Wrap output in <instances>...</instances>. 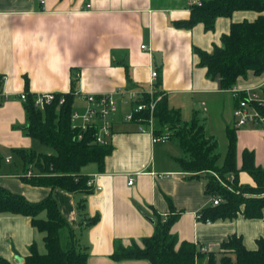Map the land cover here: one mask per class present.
<instances>
[{"label":"crops","instance_id":"0c3cea01","mask_svg":"<svg viewBox=\"0 0 264 264\" xmlns=\"http://www.w3.org/2000/svg\"><path fill=\"white\" fill-rule=\"evenodd\" d=\"M198 1L205 0H45L43 6L37 0H0V77H5L2 89L8 96L0 104V186L33 203L53 196L76 234L77 246L88 254L86 264H150L145 259L116 261L111 255L116 242L124 247L135 242L142 247V239L154 232L155 224L149 219L155 221L156 216L177 215L171 226V233L178 237L176 247L186 241L198 251L205 247L217 261L223 252L220 244L232 234L240 236L249 250H256V241L264 238V209L259 219L238 215L210 223L199 221L200 211L210 205L204 192L206 177L191 178L181 171L176 159L184 154L172 138L152 144L151 136L141 131L145 124L124 120L132 106L124 102L123 93L147 92L151 70H155L160 81L156 90L167 97L168 105L180 111L184 122L198 118L207 136L217 140L222 149L218 166L228 148L226 128L236 134L237 169L242 166L244 150L254 153L256 167L264 166V129L235 127L232 95V89L257 88L264 73L248 72L232 89L222 90L199 65L194 52L195 47L206 53L222 47L221 38L232 24L252 22L259 14L237 11L231 17L217 18L208 31L202 23L191 29L175 28V22L190 18ZM25 90L31 95L73 91L79 94L75 99L110 94L118 103V111L109 119L112 152L102 169L96 164L81 169L92 181L90 194L25 183L19 158L15 170L7 168L10 160H3V155L8 150L33 146V139L21 129L26 125V113L19 94ZM160 132L170 133L166 127ZM238 176L239 185L254 186L246 172ZM82 200L84 211L78 212ZM97 215L96 224L85 225L84 218ZM42 237L28 217L0 214V257L7 262L23 264L31 244L44 253ZM208 252L197 264L206 260Z\"/></svg>","mask_w":264,"mask_h":264},{"label":"trees","instance_id":"16d2710c","mask_svg":"<svg viewBox=\"0 0 264 264\" xmlns=\"http://www.w3.org/2000/svg\"><path fill=\"white\" fill-rule=\"evenodd\" d=\"M237 11H254L259 16L252 22H238L230 26V32L221 38L222 47H215L206 53L198 48L194 52L199 65L206 69V74L218 81L222 90L232 89L240 76L248 72L256 75L264 73V0H205L201 5H194L188 20L175 22L177 29H191L202 23L204 30H212L219 17H231ZM160 85L157 78L154 86ZM27 95L23 108L26 113V125L21 127L25 136L37 139L51 152L38 154L32 150L15 149L14 154L21 160L24 173L21 180L34 187L49 189L59 188L66 193L87 195L92 192L88 186L89 177L81 169L89 164L103 168L104 159L112 152L111 144L99 145L94 142L95 129L88 130L78 140V133L72 129L71 116L74 112L73 102L76 93H53L54 99L44 106V110L35 105L36 95ZM153 112L155 132L160 133L166 127L173 141L177 142L184 156L176 159L181 171L189 173L191 178L206 177L205 190L210 198L219 196L221 202L200 211L201 221L229 220L241 215L247 219H259L264 209V166H255L254 153L242 152V166L237 169L236 134L226 128L227 152L221 166L217 140L204 132L198 118L189 122L181 119L180 111L168 105L167 97L156 91L153 98H158ZM63 102L60 104V101ZM141 101L147 104L149 95ZM237 104V102H236ZM264 114V108L259 109ZM148 118V111L135 115ZM147 125V123H145ZM82 133V132H80ZM1 162V158H0ZM31 166V168H30ZM33 168V170H31ZM32 171L30 175L27 173ZM246 172L251 176L254 186L239 185L238 174ZM217 173L225 180L221 185L210 173ZM228 174L233 176L227 178ZM85 200L77 204V211H84ZM26 216L30 224L43 234L45 252L40 253L35 244L28 248V255L23 264H86L85 248L77 246L76 234L67 225L56 199L48 195L38 203H33L0 186V214ZM45 213V217L41 214ZM84 216V215H83ZM177 215L162 219L156 216L154 232L142 239V247L135 242L124 247L116 242L111 255L112 260H147L150 264H197L206 253L198 251L190 242H181L171 233V226ZM99 216L85 219L86 226L97 223ZM199 220V221H200ZM223 251L217 261L215 254L208 252L202 264H264V238L256 241V250L246 249L242 238L232 234L220 244ZM0 264H11L0 257Z\"/></svg>","mask_w":264,"mask_h":264},{"label":"built area","instance_id":"2783aa9c","mask_svg":"<svg viewBox=\"0 0 264 264\" xmlns=\"http://www.w3.org/2000/svg\"><path fill=\"white\" fill-rule=\"evenodd\" d=\"M39 5L43 6L45 0H37ZM196 5H201V2H196ZM142 49L146 50L147 47L142 45ZM151 82L150 88L147 92L142 91H126L123 93L125 97L124 102L132 106V110L124 116V120L127 122H134L145 124V127L141 128V131L145 130L151 136V142H168L171 139V134L160 132L157 134L155 132V120L153 112L155 109V104L159 100L158 98H153V94L157 91L154 84L158 78L157 72L151 70L150 73ZM5 77H0V104L8 98L7 94L3 91L2 86L4 84ZM120 92V90H117ZM149 95L150 101L145 104L141 101L144 95ZM79 94H76L77 96ZM232 95L234 101L237 102L236 107L233 112V117L235 118V127L241 128L248 125L251 126H261L264 129V114L260 112V108H264V81L254 89H232ZM81 100L85 103V112L83 114H78L73 112L71 116L72 129L78 133V140L82 139V134L88 130L95 129L94 142L99 145H109L110 135H111V122L107 120L108 116L112 114L117 108L116 100L110 94H93V95H80ZM20 100L26 101L27 95L25 92L19 94ZM54 99V94H39L36 95L35 105L44 110V106L48 105ZM63 100L60 101V104ZM144 111H148V118L144 120L142 117L135 115L141 114ZM80 119V121H79ZM79 125H77V123ZM82 132V133H80ZM32 171L30 170L27 174L30 175ZM231 176V175H230ZM233 176L229 177L232 179ZM133 179L128 181L129 185H132ZM88 186L92 187V181L89 180ZM221 202L219 196H214L210 198V205L214 206ZM200 220V215L197 216ZM210 223V221H206ZM201 252L207 253L209 250L205 247H201Z\"/></svg>","mask_w":264,"mask_h":264},{"label":"rangeland","instance_id":"374dc122","mask_svg":"<svg viewBox=\"0 0 264 264\" xmlns=\"http://www.w3.org/2000/svg\"><path fill=\"white\" fill-rule=\"evenodd\" d=\"M116 106H117V108H116V110L114 111V112H112V114H110L109 116H108V118H107V120H109L110 119V117L111 116H113L117 111H118V103L116 102ZM73 110L75 111V112H77L78 114L80 113V114H83L84 112H85V110H86V108H85V103L81 100V98H76L75 100H74V102H73ZM128 109V106L127 107H124V111L126 112V110ZM79 121H80V119H79ZM77 123V125H79V123L78 122H76ZM128 124V123H127ZM130 124V123H129ZM33 141V146L32 147H30L29 149L30 150H32V151H34L35 153H38V154H48V153H50L51 152V150L47 147V146H45V145H42L41 143H39V141L36 139H33L32 140ZM35 141V142H34ZM220 148H222V147H220ZM28 149V150H29ZM219 149V148H218ZM9 151V152H8ZM7 152H8V155L5 157L4 155H3V160H6V158H9V160H10V163L9 164H7L6 166H7V168H9V169H11V170H15L14 168H16V165L17 164H19V160H18V156L17 155H15L14 153H12V151H10V150H8ZM218 152L219 153H222V149H219L218 150ZM18 166V165H17ZM1 167H2V169H5V164H4V161H3V163L1 164ZM6 168V169H7ZM30 168H31V166H30ZM31 170H33V168L31 169ZM209 175H211L212 177H215L216 178V180L221 184V185H224V183H225V180L224 179H222L220 176H218V174L217 173H215V172H213V173H210ZM228 177H231L230 176V174H228V176H227V178Z\"/></svg>","mask_w":264,"mask_h":264},{"label":"water","instance_id":"95a60500","mask_svg":"<svg viewBox=\"0 0 264 264\" xmlns=\"http://www.w3.org/2000/svg\"><path fill=\"white\" fill-rule=\"evenodd\" d=\"M151 223H154L153 219H149ZM14 257L19 261L22 262L23 259L17 254V252H14Z\"/></svg>","mask_w":264,"mask_h":264}]
</instances>
